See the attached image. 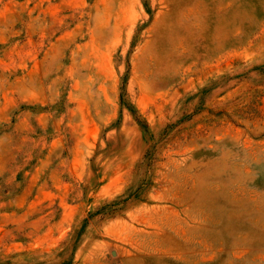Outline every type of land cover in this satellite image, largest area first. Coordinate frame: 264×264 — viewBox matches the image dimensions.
Here are the masks:
<instances>
[{
	"label": "rangeland",
	"instance_id": "obj_1",
	"mask_svg": "<svg viewBox=\"0 0 264 264\" xmlns=\"http://www.w3.org/2000/svg\"><path fill=\"white\" fill-rule=\"evenodd\" d=\"M0 264H264V0H0Z\"/></svg>",
	"mask_w": 264,
	"mask_h": 264
}]
</instances>
